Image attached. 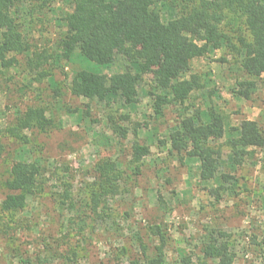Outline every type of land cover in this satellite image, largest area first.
Returning a JSON list of instances; mask_svg holds the SVG:
<instances>
[{"label":"rangeland","instance_id":"rangeland-1","mask_svg":"<svg viewBox=\"0 0 264 264\" xmlns=\"http://www.w3.org/2000/svg\"><path fill=\"white\" fill-rule=\"evenodd\" d=\"M158 9L169 18L166 4ZM14 11L27 51L7 55L9 67L0 65V202L7 194L3 182L21 163L36 162L43 176L24 209L0 212V264H127L141 260V245L151 254L156 227L165 236L168 262L188 255L192 264H203L199 248L213 234L228 243L233 264H264V145L232 165L226 144L228 128L242 120L264 129V86L251 79L250 99L236 95V83L246 78L228 42L191 60L184 78L195 75V89L183 105L163 106L156 115L151 74L122 39L108 67L88 64L77 53L69 61L59 58L72 0H22ZM220 32L228 36V22ZM82 70L108 78L131 73L136 102L72 96L70 79ZM39 108L45 126L14 130L24 112ZM208 108L223 117L226 132L209 144L217 156L215 178L201 181L195 160L169 154L159 141L182 115L206 120ZM134 143L150 151L138 163L131 158ZM104 161L119 173L118 193L97 201L95 171ZM222 174L232 179L224 182Z\"/></svg>","mask_w":264,"mask_h":264},{"label":"trees","instance_id":"trees-1","mask_svg":"<svg viewBox=\"0 0 264 264\" xmlns=\"http://www.w3.org/2000/svg\"><path fill=\"white\" fill-rule=\"evenodd\" d=\"M21 3L22 0H0V65L3 67L10 66L7 55L27 51L14 16L15 8ZM158 4H166L168 19L162 18ZM64 21L67 30L58 42L62 61H69L77 53L88 64L108 67L115 57L116 41L122 39L129 44L138 59L143 60L158 92L156 115H161L163 106L186 102L197 84L195 75L184 78L190 71L191 60L206 56L210 49H219L224 42H228V49L246 78L236 83V95L249 100L254 83L264 86V0H72V11ZM226 22L228 36L220 32ZM235 39L238 45L233 43ZM136 84L137 79L129 72L108 78L102 73L82 70L72 75L68 88L76 98L92 101L118 97L124 106H130L136 102ZM206 115V120L198 113L182 115L166 139L159 141L168 145L169 154L195 160L201 181L215 178L217 156L209 144L220 140L226 132L218 111L208 108ZM47 122L44 110L28 109L18 118L14 130L42 128ZM228 135L226 144L232 165L244 161L254 149L264 145V129L255 121L242 120L237 127L228 128ZM149 152L148 146L134 143L132 161L138 163ZM95 172L93 199L98 201L99 197L118 193L120 176L112 162L99 163ZM42 176V168L36 162L21 163L2 184L7 194L0 202V212L24 209L27 197L40 190ZM220 179L227 182L232 178L222 174ZM211 192L218 197L217 190ZM153 235L157 245L151 254L141 245V260L133 259L127 264H192L188 255L180 257L178 263L168 262L164 234L156 227ZM199 252L203 264H233L228 243L217 235L206 236Z\"/></svg>","mask_w":264,"mask_h":264}]
</instances>
